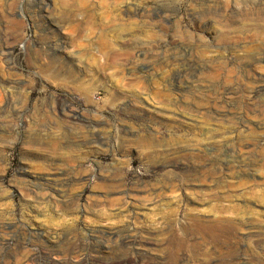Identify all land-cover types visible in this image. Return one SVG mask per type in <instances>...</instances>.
Returning a JSON list of instances; mask_svg holds the SVG:
<instances>
[{
    "label": "rangeland",
    "instance_id": "374dc122",
    "mask_svg": "<svg viewBox=\"0 0 264 264\" xmlns=\"http://www.w3.org/2000/svg\"><path fill=\"white\" fill-rule=\"evenodd\" d=\"M263 105L264 0H0V264H264Z\"/></svg>",
    "mask_w": 264,
    "mask_h": 264
},
{
    "label": "bare ground",
    "instance_id": "6f19581e",
    "mask_svg": "<svg viewBox=\"0 0 264 264\" xmlns=\"http://www.w3.org/2000/svg\"><path fill=\"white\" fill-rule=\"evenodd\" d=\"M205 51V50H204ZM206 52V51H205ZM204 54V53H203ZM200 57H202V56H200ZM205 60V59H204ZM206 60H207V58H206ZM257 73V72H256ZM259 74V73H258ZM184 75V74H183ZM177 78V77H176ZM181 80V79H180ZM172 81V80H171ZM177 81V80H176ZM170 82V81H169ZM167 88V87H166ZM259 89V88H258ZM263 92V91H262ZM255 93V92H254ZM258 95H261V94H258ZM255 97V96H254ZM208 98H210V97H208ZM211 99V98H210ZM199 102V101H198ZM208 102V101H207ZM264 106V105H263ZM262 106V107H263ZM261 111H263V110H261ZM77 114V113H76ZM74 115V114H73ZM261 115V114H260ZM76 116V115H75ZM79 117V116H78ZM81 117V116H80ZM79 117V118H80ZM82 118V117H81ZM74 121V120H73ZM78 121V120H77ZM79 127V126H78ZM80 129V128H79ZM82 129V128H81ZM164 129V128H163ZM83 130V129H82ZM143 130V129H142ZM159 130V129H158ZM157 130V131H158ZM162 130V129H161ZM155 131V130H154ZM167 130H164V132H163V135H165L164 133H168V132H166ZM147 132V131H146ZM176 132V131H175ZM142 132L141 131H139L138 132V134L136 133V135H133V136H135V138L133 139V141H134V143L136 142V145H137V147L139 148V149H146V150H152V153L153 152H156V153H158V148L161 146V147H163L162 146V141H164L165 140V137L163 138V139H159V138H155L154 136H152L151 135V133H147V134H141ZM153 133V132H152ZM156 133V132H155ZM154 133V134H155ZM160 133V132H159ZM158 133V134H159ZM174 134V133H173ZM168 135V134H167ZM177 135V134H176ZM172 136V134L171 135H169V137H171ZM174 136V135H173ZM168 137V138H169ZM161 138V137H160ZM167 138V137H166ZM99 139V138H98ZM164 143V142H163ZM58 142H56L55 140H52L51 142H50V146H52L53 148H58ZM166 147H167V145H166ZM157 149V150H156ZM164 150H167V148H163ZM53 150V149H52ZM154 154V153H153ZM213 171V170H212ZM224 171V170H223ZM213 173V172H212ZM216 173V172H215ZM218 173V172H217ZM219 174V173H218ZM223 174V173H222ZM107 178V177H106ZM207 180V179H206ZM208 181V180H207ZM212 182H213V180H212ZM215 182V181H214ZM107 185H104V187H106ZM120 187V186H119ZM105 190V189H104ZM156 192V191H155ZM107 193V192H106ZM158 193V192H157ZM226 208V207H225ZM223 209V208H222ZM224 210V209H223ZM227 210V209H226ZM227 211H229V210H227ZM220 219V218H219ZM198 220V219H197ZM192 222V221H191ZM194 222V221H193ZM215 222V221H214ZM228 222V221H227ZM233 222V221H232ZM208 223V222H207ZM218 223V222H217ZM191 224V223H190ZM200 224V223H199ZM205 224V223H204ZM9 225V224H8ZM7 225V226H8ZM14 225H16V224H14ZM210 225V224H209ZM3 226V225H2ZM6 226V225H5ZM194 226V225H193ZM200 227V226H199ZM19 228V227H18ZM2 229H3V227H2ZM16 229V228H15ZM14 230V229H13ZM24 230V229H23ZM27 230V229H26ZM15 231V230H14ZM19 231V230H18ZM112 231V230H111ZM12 232V231H11ZM26 232V231H25ZM115 232V231H114ZM16 233V232H15ZM107 233V232H106ZM111 234V233H110ZM117 234V233H116ZM112 235V234H111ZM110 235V236H111ZM114 236H115V234H114ZM108 237V236H107ZM104 240V239H103ZM108 241V240H107ZM141 241V240H140ZM130 242H137V244H138V242H139V239L138 238H131L130 236H128V237H126V238H124L123 240H122V243H130ZM43 243V242H42ZM47 245V244H46ZM6 246V245H5ZM44 246V245H43ZM48 247V246H47ZM61 248V247H60ZM44 249V248H43ZM45 251V250H44ZM51 253H62L61 252V250L59 249V248H57L56 250H52V252ZM59 255V254H58ZM13 257L14 256H16V255H12ZM1 258V257H0ZM10 258V257H9ZM7 260V259H6ZM11 260H12V258H11ZM10 260V261H11ZM130 260V259H129ZM8 262H10L9 260H7ZM15 261V260H14ZM5 262V261H4ZM125 262H126V260H125ZM164 264V263H163Z\"/></svg>",
    "mask_w": 264,
    "mask_h": 264
}]
</instances>
